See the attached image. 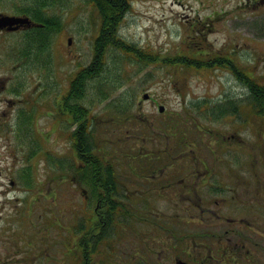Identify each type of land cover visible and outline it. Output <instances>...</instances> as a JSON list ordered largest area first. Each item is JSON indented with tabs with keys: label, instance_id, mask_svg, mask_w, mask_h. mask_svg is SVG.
<instances>
[{
	"label": "rangeland",
	"instance_id": "1",
	"mask_svg": "<svg viewBox=\"0 0 264 264\" xmlns=\"http://www.w3.org/2000/svg\"><path fill=\"white\" fill-rule=\"evenodd\" d=\"M246 1L128 0L115 36L133 50L150 53V60L136 59L133 50L126 56L110 43L100 73L89 74L78 97L69 94L70 80L90 65L99 26L98 10L90 0H50L42 9L52 21L49 43L38 51L33 46L38 59L33 62L31 58V68H26L27 62L20 65L27 59L25 55H31L23 48L34 44L36 31L32 39L28 31L0 33V81L11 77L8 84L13 88L18 78H24L36 106L28 110L31 120L14 123L17 107L7 105V99L18 101L21 94L0 92V228L5 248L23 255L22 246L30 242L38 264L42 262V247H49L54 264H137L138 254L139 259L144 258L142 249L155 245V241L141 237L148 225L134 222L133 230L127 231L129 237L122 234L117 246L107 235L85 254L88 247L80 245L81 235L88 233L90 220L96 219V196L87 174L80 172L77 180L72 167L83 156L70 144L69 133L76 120L60 117L62 109L73 117L69 105L81 110L80 119L88 112L90 132L82 139L89 161L90 156L96 157L92 159L99 175L96 184L106 182L114 172L123 181L126 172L138 165L164 166L169 162L184 174L192 161L202 167L196 156L203 155L209 164L221 160L226 167L231 164L248 169L249 165L264 173V108L255 114L249 103L250 91L240 79L223 67L169 68L164 58L159 63L152 61L155 54H184L187 48L192 54L199 49L204 50L203 56L236 58L258 79L264 74V0L244 4ZM25 2L0 0V11L21 14L15 9L30 7ZM144 93L151 99L141 100ZM158 104L166 108L162 114ZM13 124L17 130L21 124L30 126L23 140L15 136ZM183 140L184 146L180 145ZM30 163L35 169L32 190L22 187L19 172ZM182 207L174 208L165 201L149 205L169 215ZM219 210L224 212L221 206ZM77 227L85 228L79 231ZM168 243H172L169 237L164 245Z\"/></svg>",
	"mask_w": 264,
	"mask_h": 264
},
{
	"label": "flooded vegetation",
	"instance_id": "2",
	"mask_svg": "<svg viewBox=\"0 0 264 264\" xmlns=\"http://www.w3.org/2000/svg\"><path fill=\"white\" fill-rule=\"evenodd\" d=\"M0 33L8 32L0 30ZM10 81L11 77L0 81V92L7 89L12 94H21L18 101L7 99V105L17 107L14 122L31 120L28 110L35 108L30 95L32 88L25 86L24 78H18L13 88H9ZM196 161L202 167L192 161L193 165L183 175L178 166L131 167L123 181L115 176L116 172L111 173L113 183L108 196L99 194L96 200V221L104 222L101 207L111 205L115 218L112 243L120 242L122 233L128 238L127 231L133 230L134 222L148 225L141 231V237L155 241V245L142 249L144 264H264V173L254 171L249 165L248 169L231 164L226 167L221 160L209 164L206 158L197 157ZM156 201H165L174 208L183 207L169 215L149 208ZM231 210L235 213H229ZM3 231L1 226L0 264H38L30 242L22 246L20 251L26 252L23 255L16 249L5 248ZM168 237L172 243L164 245ZM41 249L43 256L39 264H49V247Z\"/></svg>",
	"mask_w": 264,
	"mask_h": 264
},
{
	"label": "trees",
	"instance_id": "3",
	"mask_svg": "<svg viewBox=\"0 0 264 264\" xmlns=\"http://www.w3.org/2000/svg\"><path fill=\"white\" fill-rule=\"evenodd\" d=\"M25 3L29 5L30 7H17L15 10H19L18 12L21 14L29 15L33 20L36 22L43 24V27L40 28L35 27L37 32L38 30L42 34L41 37H38L35 39L34 44H28V50L27 52H31V50H34L35 46L38 50H41V46L49 43V40L47 39L50 37L47 33H49L48 26L52 22L49 18L45 16V14L42 12V9H44L49 3L50 0H24ZM92 6H94L98 10V17H99V26H98V33L96 36H94L93 41V57L91 58L90 65L79 69V72L75 75V77L70 80V91L69 94H72L76 97L80 96L82 93V90L84 88L85 80L88 78L89 74L96 73L99 74L102 66L104 65V53L106 51V46L110 45V43H115L114 45L117 46L121 51H123L126 56L129 55L134 47L126 43L125 41L120 40L115 36L116 31V25L119 24L120 18L122 14L128 10L129 4L128 0H90ZM17 13V12H16ZM18 14V13H17ZM54 21L58 23V20L54 18ZM59 24V23H58ZM45 33V31H47ZM47 39V42H46ZM43 41V43H42ZM190 51H192L190 49ZM197 53L189 54L188 48L186 49V53L184 54H173V55H164L160 56L158 54L154 55L153 62H160L161 58H164L167 62L165 66L169 68H182V66L187 65L190 67L200 68L209 70L213 67H223L227 68L232 73H234L240 81L243 83V86L247 87L249 89V93L251 94L252 101L249 102L252 104V108L255 112V114L261 109L264 108V74L261 75L258 79L255 78V76L251 72H247L243 69V67L240 66L239 60H237L234 57L231 56H223L219 54H214L211 56H203L204 50H201L199 52V49L196 50ZM133 52L136 54V59L142 58L146 59L147 61L150 60L151 54L145 53L144 51L140 50H133ZM138 57V58H137ZM162 62V61H161ZM66 109V108H65ZM84 111H87L86 108H83ZM69 112L73 114V120L78 121L79 123L76 131H75V147L76 149L80 150V156L83 157L79 158V162L74 165V170L77 172V180L80 179L81 174L85 175L87 174V177L90 179L91 187L93 189L94 196H96V185H98V192L103 196L102 194H105L108 196L110 192V184L113 183V179L111 174L108 175V179L106 182L99 180L100 184H96V162L92 161L96 160V157L90 156L91 161H89L88 155L84 154L88 152V148L84 146L83 137L87 135V132L89 131V121L88 118V112L86 113L85 117L81 118L82 112L81 110L76 107L72 108L71 105L68 107ZM63 111V109H62ZM180 140L183 139L182 136L179 138ZM180 145L184 146V140L181 142ZM170 159V155H167ZM144 156L141 154V159H143ZM101 165V164H100ZM103 166V165H101ZM139 166V165H138ZM81 172V174H80ZM99 176V175H98ZM88 179V180H89ZM96 184V185H95ZM96 202V199H95ZM124 208V205L121 206ZM111 205H107V210L101 209L100 212L104 214V222H98L96 219H91V227L88 231V233H82L81 235V243L80 245L83 246V244L87 245V250L85 254L90 253V248H93L99 243V241H102L107 236L106 228L114 229V223H110L109 220H114L112 212H111ZM93 214L96 216V207L94 209L93 207ZM93 216V217H94ZM79 231H83L85 227H77ZM96 242V243H95ZM84 247V246H83ZM82 264H87L86 262Z\"/></svg>",
	"mask_w": 264,
	"mask_h": 264
},
{
	"label": "water",
	"instance_id": "4",
	"mask_svg": "<svg viewBox=\"0 0 264 264\" xmlns=\"http://www.w3.org/2000/svg\"><path fill=\"white\" fill-rule=\"evenodd\" d=\"M31 20L27 16H18V15H8L4 13H0V29L6 30H14L20 28L21 26H29L31 24ZM147 95L144 96V98ZM163 106H160V111L163 110Z\"/></svg>",
	"mask_w": 264,
	"mask_h": 264
}]
</instances>
